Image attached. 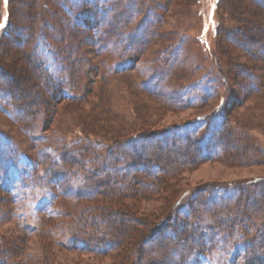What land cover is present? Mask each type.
I'll list each match as a JSON object with an SVG mask.
<instances>
[{"label":"rangeland","instance_id":"374dc122","mask_svg":"<svg viewBox=\"0 0 264 264\" xmlns=\"http://www.w3.org/2000/svg\"><path fill=\"white\" fill-rule=\"evenodd\" d=\"M84 1H89L88 5ZM90 2L93 0H0V55L8 63L22 59L24 37L40 31L64 57L55 59L54 53L48 59L51 47L41 41L37 47L46 51V62L50 64L53 59L52 72L59 85L38 80L39 91H31L30 102L27 100V106L19 112L4 107L0 97V154L12 145L4 134L13 139L17 148L38 159L39 149L58 151L63 141L65 147H73L81 139L83 128L96 131V140H107L118 130L148 132L218 108L215 118L220 121L222 135L217 139L225 145L223 155L183 163L177 173L167 178L165 188L162 186L146 198L137 193L122 199V205L111 203L137 215V225L131 227L124 221L127 235L134 239L181 191L211 182L263 178L264 154L239 150L225 134L229 131L239 136L240 146L242 142L250 144V139L264 144V0H115V17L100 21ZM131 4L141 11L139 15L153 8L141 25L137 23L139 16L132 14ZM68 9H74V13ZM122 9L127 17L123 21L118 16ZM106 33H114L115 38L106 40ZM97 34L105 44L101 51L95 42ZM161 64L162 72L157 74L155 70ZM198 76L205 82L212 81L214 91L202 85L206 87L202 97L186 108L173 107L162 95L142 87L143 81L150 79L154 84L161 83L152 86V91H159L161 86L179 88ZM1 84H5L2 78ZM100 98L109 105L104 112L107 119L102 123L91 117ZM210 129L217 131L212 125ZM20 158L17 165L19 169L25 167V174L17 175L11 169V173L0 175V186L5 190L0 189V235L22 238L20 245L28 258L38 257L50 246L54 264H130V243L105 253L59 246L57 233L75 225L74 214L86 202L61 198L56 205L65 215L47 219L54 213L57 181L50 179L49 184H42L33 180L28 159L22 155ZM3 160L0 155V164ZM98 200L110 205L105 197ZM15 213L21 218L19 222L31 224L34 231L22 230ZM52 231L56 232L54 237ZM218 263L217 258L210 259V264Z\"/></svg>","mask_w":264,"mask_h":264},{"label":"trees","instance_id":"16d2710c","mask_svg":"<svg viewBox=\"0 0 264 264\" xmlns=\"http://www.w3.org/2000/svg\"><path fill=\"white\" fill-rule=\"evenodd\" d=\"M84 2L86 5L89 3ZM100 2H90L95 8L98 20L115 17L118 11L115 9V0ZM133 6L131 4L129 7L132 14L139 16L137 23L141 25L153 8H148L144 15H139L141 11L135 10L136 7ZM68 10L74 13V9ZM118 13L122 21L127 18L123 9ZM5 18L7 19L6 15L4 20ZM95 37L97 48L101 51L105 44H102L98 34ZM111 37L115 38L114 33H106V40ZM24 38L25 49L19 62L8 63L0 55V78L5 82L0 85V97L2 96L4 107L7 105L9 110L17 112L27 106V100L30 102L31 91H39L38 80L53 81L59 85L52 72L53 59L50 64L46 62V51L37 45L42 41L46 43L47 48L51 47V51L48 50V59L55 53V59L59 57L64 60L59 51L54 49L46 33L40 31L35 36L26 35ZM162 69L161 64L155 71L159 74ZM151 81H143L142 87L149 93L157 92V95H162L163 100L173 107L186 108L196 104V98L202 97L206 88L202 85L207 84L208 90L214 91L213 82H205L201 76L179 88L156 87L159 91H152L151 87L161 83L157 81L154 84ZM102 90L103 88H100L99 92ZM191 98L195 102L190 101ZM107 103L100 98L97 106H94L98 112L96 110L91 117L101 123L105 122L107 117L104 118V112L109 108ZM218 110L215 108L211 112L200 113L190 119L148 132L138 130L128 133L118 130L107 140L104 137L96 140L99 135L96 131L83 128L81 139L78 138L73 147H65L66 141H63L58 151L51 148H47L48 151L39 149L37 153L41 158L38 159L17 148L13 139L4 134V139L12 145L1 151L4 163L0 164V175L11 173V169L17 175L25 174V167L19 169L17 165L22 155L29 161L33 180L49 184L50 179H56L57 198L53 203L54 213H50L47 219L65 215L56 205L61 198L86 202L81 211L74 214V219H77L75 225L65 226L66 228L57 233L60 238H57L56 242L67 250L105 253L130 243V264H210L212 258H217L218 264H264V177L246 181L206 183L194 190L181 191L171 198L170 202L166 197V204L169 202L166 209L160 212L158 218L150 221L147 229L141 230L138 239L127 235L128 230L126 231L124 223H131V227L133 224L137 225V215L117 205H111L121 204L122 199L137 193L144 198L152 192L157 193L162 186H167V178L177 173L183 163L223 155L225 145L217 139L222 135V131L219 132L220 121L215 118L218 116ZM28 115L31 116L32 113ZM211 125L216 127L217 131L211 130ZM238 129L243 134V128L240 126ZM225 135L233 139L234 145L241 151L264 154V144H257V141L250 139V144L242 142L240 146L238 143L242 140L239 136L229 131ZM229 151L227 153L230 155ZM238 153L236 156H239ZM182 155L186 157H181ZM240 158H243L242 152ZM0 189L4 190L2 186ZM101 197L110 200V205L99 202ZM8 198L10 199L9 196ZM15 215L19 222V214ZM19 224L25 232L34 231L31 224L21 220ZM47 225L51 228L50 222ZM132 231L136 233L137 229L133 228ZM45 234L47 236L48 233ZM55 234L56 232L52 231L53 237ZM5 237L0 235V264H54L50 246L38 257L28 258L20 245L24 242L22 238ZM46 238L51 245V238ZM153 244L154 246H148Z\"/></svg>","mask_w":264,"mask_h":264}]
</instances>
